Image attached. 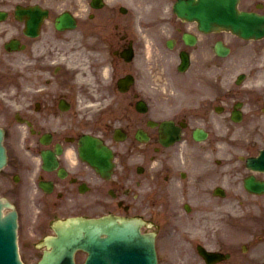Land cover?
<instances>
[{
  "label": "flooded vegetation",
  "instance_id": "1",
  "mask_svg": "<svg viewBox=\"0 0 264 264\" xmlns=\"http://www.w3.org/2000/svg\"><path fill=\"white\" fill-rule=\"evenodd\" d=\"M108 1L94 9L92 0H17L47 12H36L42 16L35 20L34 12H5L0 21V57L13 46L16 55L13 119L1 110L8 90H0L7 152L0 172L19 229L41 254L37 243L54 233L57 219L133 216L143 219V232L154 234L157 264H254L246 220L257 209L264 221V203L246 200L252 194L243 185L249 174L243 164L232 169L230 124L239 102L246 125L235 139L253 155L264 142L258 132L264 130V37L252 41L260 57L252 59L256 88H245L247 79L238 86L225 73L216 79L220 32H200L172 13L150 16L148 74L163 71L165 61L175 72L147 81L146 111L121 124L115 52L128 41L122 35L115 46V8L106 11ZM101 12H109L111 26ZM183 53L186 72L177 71ZM216 81L224 88L215 89ZM25 199L33 218L24 216Z\"/></svg>",
  "mask_w": 264,
  "mask_h": 264
},
{
  "label": "water",
  "instance_id": "2",
  "mask_svg": "<svg viewBox=\"0 0 264 264\" xmlns=\"http://www.w3.org/2000/svg\"><path fill=\"white\" fill-rule=\"evenodd\" d=\"M239 0H178L174 9L177 14L188 19H196L200 29L204 31L229 29L242 37L258 38L264 34V16L254 12L241 11L237 8ZM44 12L38 6L25 8L16 7V12ZM36 17H34V20ZM216 49L224 54L221 43L218 42ZM182 66L181 68H183ZM2 130L0 129V167L5 163V151L1 143ZM264 153V152H263ZM249 165L262 166L264 169V156L259 157ZM246 187L251 191H263L264 183L249 177ZM11 207L8 202L0 199V264H23L19 259L16 243V212L9 210L3 213V208ZM70 225H65L58 231V236L52 240V250L46 251L39 264H74L73 252L76 248L88 250V256L84 264H154L152 254H148L146 239L138 237L136 229L129 221L116 223L115 218L101 217L97 219L78 220L72 218ZM105 234L104 237L99 232ZM50 242L48 243V245ZM146 245V247H145ZM123 250H131L141 253L144 260L137 254L126 252V259L117 260ZM151 259V261L149 260Z\"/></svg>",
  "mask_w": 264,
  "mask_h": 264
},
{
  "label": "rangeland",
  "instance_id": "3",
  "mask_svg": "<svg viewBox=\"0 0 264 264\" xmlns=\"http://www.w3.org/2000/svg\"><path fill=\"white\" fill-rule=\"evenodd\" d=\"M258 0H240L239 7L245 8V7H251L254 8V5L252 3L256 2ZM264 3V0H259ZM17 2V0H0V9L6 10L7 12H13V6ZM172 0H115V4H121L124 3L127 6H130V12H127L125 14H122L120 12L115 11V46L120 44L121 40H123L120 36L126 35L127 39L134 40L135 42V51H136V57L131 61V64L126 65V63L120 61L118 66V73L119 76H121V73H123L125 70L130 71L133 73L137 80H136V87L134 86L135 90H140V97H145V91H146V84L147 81L153 83L156 82V80L159 81L158 75L165 76L166 78L168 75L172 74L174 71L173 64L169 61L162 62L164 63V70H154L153 72L148 74V48L146 45V40L144 36L145 32V26L148 24L150 16L153 18L154 15L157 12H153L154 10L163 9L166 5L171 3ZM131 3V5H129ZM162 4V7L160 6ZM153 5V7H151ZM132 8H135L136 11L132 12ZM143 9V10H140ZM146 8H149L145 10ZM264 9V7H263ZM138 10V11H137ZM106 13V12H105ZM105 13H102L103 22L108 27L111 26L112 21L108 20L106 16L109 15V12H107V15ZM114 14V13H113ZM112 18V17H111ZM12 22V21H11ZM6 23V24H4ZM2 23L3 28H7L10 20L8 19ZM220 37L226 44H229L231 46L230 53L224 57L223 59H220L219 57H216L215 63V73L216 76H218V73L226 74V76H232V78H235V75L239 72H245L248 73L249 76L252 77L255 76V72L252 70L255 67V59L260 58L257 53V42H246L242 39L236 38L228 34L226 31L218 33L216 36ZM104 56H106V53H103ZM170 55V53H169ZM167 54V56H169ZM2 56V55H0ZM264 57V55H263ZM247 58H250V60H247ZM169 60V58H167ZM168 66V68H167ZM147 67V68H146ZM252 70V71H251ZM15 72H16V55L15 52H11L10 54L3 55V57H0V90H8V94L2 95L5 98H9L8 102L2 103L1 110H5L10 115L11 119H13V112L15 110V102L14 98L15 95L13 92H10L11 89L15 88ZM191 72V71H190ZM188 72V73H190ZM187 76V75H186ZM189 76H192V72L189 74ZM185 77V76H184ZM187 77V78H190ZM256 78V76H255ZM248 79L246 83L249 84L248 87L253 88L250 86L252 81L254 82L253 78L252 81L248 83ZM223 83V82H221ZM233 83V81H232ZM155 84V83H153ZM215 89H223L224 86H219L218 81H216ZM245 86V88H248ZM234 88V87H233ZM256 88V87H254ZM119 95V108H120V122L121 124L126 123L127 120H134L138 116L137 112L134 110L133 102L134 98L129 93H118ZM256 91L255 89L252 90V92L248 95L249 97H255ZM240 96V95H239ZM237 96V97H239ZM235 99V98H234ZM1 122V120H0ZM230 131L232 136L231 145L232 146V169L238 168L239 164V158L238 154L239 151H241L242 147V140L241 139H235L238 138L239 134L242 132L245 122H237V123H231L230 124ZM216 126V125H215ZM9 139L11 137H8ZM261 145V143H260ZM259 145V146H260ZM238 147V148H235ZM2 172H0V195H5V187H7V183L2 180ZM235 172L232 171V174ZM235 175V174H234ZM262 177H264V174H261ZM262 197V202H264V196ZM27 198V197H25ZM24 205V211H25V218H27V214L30 215L33 218V214L31 210H33V213L35 212V209L32 207L28 208V201L25 199ZM23 216V217H24ZM247 227L249 232V238L253 237L255 241H252L248 244V248L252 249V253L256 256V258L253 260L254 264H260L261 262V252H264V240L261 239V237H264V231H262V226L264 225V221L261 218H257V215L255 213L252 214V217H250V214L247 218ZM250 232L252 234H250ZM35 241H32L25 230L19 229V244H20V252L23 260L27 264H35L36 260L39 258L40 253L35 250L34 246ZM258 250V251H257ZM83 259V255L78 254L77 255V261L80 262Z\"/></svg>",
  "mask_w": 264,
  "mask_h": 264
},
{
  "label": "bare ground",
  "instance_id": "4",
  "mask_svg": "<svg viewBox=\"0 0 264 264\" xmlns=\"http://www.w3.org/2000/svg\"><path fill=\"white\" fill-rule=\"evenodd\" d=\"M122 221H123V220H120V221H118V222L121 223ZM140 221H141V220H138V219H137V222H140ZM140 223H141V222H140Z\"/></svg>",
  "mask_w": 264,
  "mask_h": 264
}]
</instances>
